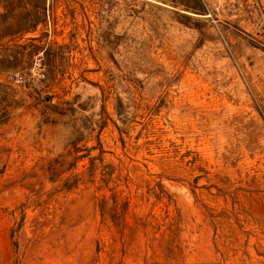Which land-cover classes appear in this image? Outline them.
<instances>
[{"label":"rangeland","instance_id":"obj_1","mask_svg":"<svg viewBox=\"0 0 264 264\" xmlns=\"http://www.w3.org/2000/svg\"><path fill=\"white\" fill-rule=\"evenodd\" d=\"M0 264H264V0H0Z\"/></svg>","mask_w":264,"mask_h":264},{"label":"built area","instance_id":"obj_2","mask_svg":"<svg viewBox=\"0 0 264 264\" xmlns=\"http://www.w3.org/2000/svg\"><path fill=\"white\" fill-rule=\"evenodd\" d=\"M31 76H37L39 79L46 78L45 67L41 62H38L33 66V68L31 69ZM14 82L17 84H21L26 82V78L25 76L17 75L14 78Z\"/></svg>","mask_w":264,"mask_h":264},{"label":"trees","instance_id":"obj_3","mask_svg":"<svg viewBox=\"0 0 264 264\" xmlns=\"http://www.w3.org/2000/svg\"><path fill=\"white\" fill-rule=\"evenodd\" d=\"M4 2V3H7L8 6L10 5L11 3V0H1V3ZM42 23V20H38L34 23V25H32L31 27L27 28V29H24V30H21L23 33L25 32H32V31H35L37 29V26Z\"/></svg>","mask_w":264,"mask_h":264}]
</instances>
